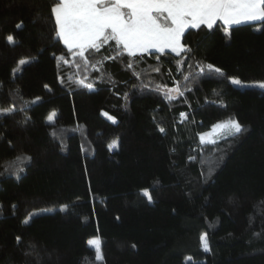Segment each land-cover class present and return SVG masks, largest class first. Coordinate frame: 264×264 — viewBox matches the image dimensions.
<instances>
[{
  "label": "trees",
  "instance_id": "16d2710c",
  "mask_svg": "<svg viewBox=\"0 0 264 264\" xmlns=\"http://www.w3.org/2000/svg\"><path fill=\"white\" fill-rule=\"evenodd\" d=\"M55 2L0 0V264H264V90L231 82L264 80V22L85 59ZM229 120L247 130L201 141Z\"/></svg>",
  "mask_w": 264,
  "mask_h": 264
},
{
  "label": "snow or ice",
  "instance_id": "6c2138e0",
  "mask_svg": "<svg viewBox=\"0 0 264 264\" xmlns=\"http://www.w3.org/2000/svg\"><path fill=\"white\" fill-rule=\"evenodd\" d=\"M51 13L55 19L56 35L69 49L78 50L77 54L85 59V52L89 49L98 53L104 45L113 41L129 56L149 49L160 52L170 49L179 54L183 50L190 51L181 43V37L188 28L199 29L203 25L213 29L218 20L227 26L264 22V0H56ZM20 26L17 25L18 28ZM225 33L230 35L227 28ZM7 40L15 42L13 35H8ZM28 62L21 60L20 64ZM208 68L212 69L213 66L208 65ZM215 71L219 72L220 69ZM232 83L264 90V80L242 84L239 79H233ZM86 86L92 88L91 84ZM175 91L183 94L179 88ZM14 111V108H0V116ZM53 116L50 114L48 119L52 120ZM226 128L230 135L247 130L236 120H231ZM115 144L114 141L113 145H109L110 149ZM143 193L149 202L153 201L148 190H143ZM24 223H28V220ZM19 240L20 237H17ZM201 241L203 249L210 251L206 233L201 235ZM87 243L94 247L96 259L102 261L104 256L100 239L92 238Z\"/></svg>",
  "mask_w": 264,
  "mask_h": 264
},
{
  "label": "rangeland",
  "instance_id": "374dc122",
  "mask_svg": "<svg viewBox=\"0 0 264 264\" xmlns=\"http://www.w3.org/2000/svg\"><path fill=\"white\" fill-rule=\"evenodd\" d=\"M227 26V25H226ZM228 30V29H227ZM181 43H182V37H181ZM150 50V49H149ZM168 50V49H166ZM170 50V49H169ZM181 52V51H180ZM179 52V53H180ZM233 79H239V78H231V82ZM240 80V79H239ZM242 82V84H250L252 82H243L242 80H240ZM235 85V84H234ZM238 86V85H236ZM54 117V116H53ZM231 120L229 121H226V122H222V123H219L217 124L214 128H212L209 132H207L205 135H204V141H209V142H212V141H218V140H221L227 136H229V132L227 131V124L230 122ZM238 121V120H236ZM239 122V121H238ZM114 148V147H112ZM97 238V237H95Z\"/></svg>",
  "mask_w": 264,
  "mask_h": 264
},
{
  "label": "crops",
  "instance_id": "0c3cea01",
  "mask_svg": "<svg viewBox=\"0 0 264 264\" xmlns=\"http://www.w3.org/2000/svg\"><path fill=\"white\" fill-rule=\"evenodd\" d=\"M220 22V20H218L216 23ZM223 23V21H221ZM226 26V25H225ZM150 50H154V49H150ZM157 50V49H156ZM169 50V49H168ZM149 51V50H148Z\"/></svg>",
  "mask_w": 264,
  "mask_h": 264
},
{
  "label": "water",
  "instance_id": "95a60500",
  "mask_svg": "<svg viewBox=\"0 0 264 264\" xmlns=\"http://www.w3.org/2000/svg\"><path fill=\"white\" fill-rule=\"evenodd\" d=\"M177 94V92H175Z\"/></svg>",
  "mask_w": 264,
  "mask_h": 264
}]
</instances>
